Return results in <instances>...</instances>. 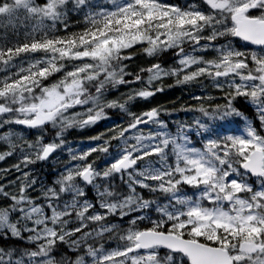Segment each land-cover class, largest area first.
Masks as SVG:
<instances>
[{"label":"snow or ice","instance_id":"1","mask_svg":"<svg viewBox=\"0 0 264 264\" xmlns=\"http://www.w3.org/2000/svg\"><path fill=\"white\" fill-rule=\"evenodd\" d=\"M0 163V264H264V0H0Z\"/></svg>","mask_w":264,"mask_h":264},{"label":"rangeland","instance_id":"2","mask_svg":"<svg viewBox=\"0 0 264 264\" xmlns=\"http://www.w3.org/2000/svg\"><path fill=\"white\" fill-rule=\"evenodd\" d=\"M136 56L138 57L139 53H136ZM143 63H144L143 59L137 58V59H134L133 66H135L136 64H143ZM168 83H172V81H168ZM179 89L180 88H172V89H167L166 88L164 93H158V94H161L162 98H158L157 97L158 94H157L156 98L152 101L153 105H155L157 103L161 104L162 101H164L166 104H168L170 101H176L177 98H180L179 101H178V104L180 102L185 101V100L188 101L189 103H195L194 101H191L190 96L188 95V92L186 91L187 89L184 90L185 92H179L178 91ZM178 116L181 119L190 118V117H185L184 113H179ZM100 126L103 127L104 124L101 123ZM100 126L98 128H101ZM104 130H105V127L100 129V131H104ZM76 133H78L79 135L82 134V133H79V132H72L69 135V137L74 136ZM83 133H85V137L88 136L86 132H83ZM3 166H6V165L0 163V167H3Z\"/></svg>","mask_w":264,"mask_h":264},{"label":"trees","instance_id":"3","mask_svg":"<svg viewBox=\"0 0 264 264\" xmlns=\"http://www.w3.org/2000/svg\"><path fill=\"white\" fill-rule=\"evenodd\" d=\"M157 97H158V98H162L161 95H158ZM73 132H75V131H73ZM69 140H72V138L69 137Z\"/></svg>","mask_w":264,"mask_h":264}]
</instances>
